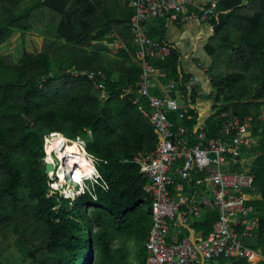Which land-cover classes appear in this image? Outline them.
<instances>
[{"label": "trees", "instance_id": "1", "mask_svg": "<svg viewBox=\"0 0 264 264\" xmlns=\"http://www.w3.org/2000/svg\"><path fill=\"white\" fill-rule=\"evenodd\" d=\"M219 1V20L211 23L214 35L206 47L217 113L207 131L211 139L225 127L223 112L258 119L264 110V0ZM86 2L93 5L92 0H0V48L17 33L46 37L41 53H25L18 63L0 58V233L14 241L24 264L146 263L152 227L147 202H152L145 188L150 181L133 161L153 152L158 139L133 103L135 94L124 96V89H134L140 78L136 57L119 70L107 68L94 51L102 35H94L98 22L83 11ZM127 26L131 37L130 21ZM180 60L173 49L168 59L152 65L166 74L164 84L174 80L183 90ZM97 71L105 74L104 81L85 74ZM175 124L192 130L195 112ZM51 133L86 141V152L107 186L94 187L96 200L90 193L74 200L50 194L43 148L44 136ZM254 137L258 142L243 156L250 158L256 189L245 193V202L254 208L259 227L257 238L244 243L264 252L261 121ZM204 213L193 229L207 239L219 214Z\"/></svg>", "mask_w": 264, "mask_h": 264}, {"label": "built area", "instance_id": "2", "mask_svg": "<svg viewBox=\"0 0 264 264\" xmlns=\"http://www.w3.org/2000/svg\"><path fill=\"white\" fill-rule=\"evenodd\" d=\"M219 2L131 0L134 15L130 20V33L141 74L134 89H124V96L135 94L133 103L149 121L158 139L153 152L139 154L133 161L150 181L145 192L152 202V227L145 244V264H223V260L231 264L240 261L264 264V252L244 243L257 238L259 217L245 202V193L254 192L256 187L250 158L243 156L245 149H252L258 142L254 129L259 121L264 123V110L258 119L231 117L223 112L225 127L217 138L211 139L206 131L189 130L175 124V120L181 121L187 118L190 110L194 111L177 100L182 96L177 81L166 83L161 95L152 93L154 79L166 77L152 61L168 59L173 48L151 39L145 31L146 24L156 20L179 24L218 22ZM85 74L92 80L105 79L102 71ZM77 75L75 72L74 76ZM97 87L102 89L104 97L102 83ZM60 137L64 151L75 145L79 154L85 155L91 175L75 178L73 168L54 152L49 154L48 149ZM86 148V141L80 137L70 140L58 133L44 136V164L53 166L52 172L47 174L51 195L74 200L90 193L96 200L95 186L107 190ZM227 165L230 168L224 169ZM206 209L219 214L209 237L199 240L194 234L193 241L191 237L182 238V228H191ZM171 228L177 230L173 238H170Z\"/></svg>", "mask_w": 264, "mask_h": 264}, {"label": "crops", "instance_id": "3", "mask_svg": "<svg viewBox=\"0 0 264 264\" xmlns=\"http://www.w3.org/2000/svg\"><path fill=\"white\" fill-rule=\"evenodd\" d=\"M92 3L93 5L91 3L89 5L86 2L83 11L88 15L93 14L97 19L98 25L95 26L99 30L94 35H102L94 41V51L101 55L107 68L111 69L113 66L114 71L119 70L122 63L135 62L136 48L132 44L127 26L134 15L131 0H92ZM145 31L151 39L170 45L180 55L179 72L186 83L182 87L184 90L182 96L179 95L177 100L180 104L185 103L184 105L193 108L195 112L193 130L207 132L213 126L212 121L217 114L215 91L209 77L212 60L206 52V47L214 35L211 24H203L201 21L179 24L156 20L147 23ZM53 33L54 30L51 31V37ZM35 34L38 41L35 44V53H41L46 37L39 32ZM163 79L158 77L154 79L153 94H163L165 86ZM181 232L182 238H193L195 234L197 239H204L201 233L193 229V225L191 228H182ZM170 233V238H173L177 230L171 228Z\"/></svg>", "mask_w": 264, "mask_h": 264}, {"label": "rangeland", "instance_id": "4", "mask_svg": "<svg viewBox=\"0 0 264 264\" xmlns=\"http://www.w3.org/2000/svg\"><path fill=\"white\" fill-rule=\"evenodd\" d=\"M38 43L36 40L35 31L29 33H17L13 38L2 48H0V58H13L15 63L20 61L25 53L33 54L36 52L35 44ZM95 163V162H94ZM227 165L224 169H229ZM152 204V203H151ZM147 202V208L151 205ZM174 232H172L173 234ZM171 234V233H170ZM14 241L11 242L3 233H0V251H4L2 258L3 264H24L22 256L16 247L13 246ZM134 264L138 262L132 259ZM223 264H231L230 261H222Z\"/></svg>", "mask_w": 264, "mask_h": 264}, {"label": "bare ground", "instance_id": "5", "mask_svg": "<svg viewBox=\"0 0 264 264\" xmlns=\"http://www.w3.org/2000/svg\"><path fill=\"white\" fill-rule=\"evenodd\" d=\"M61 139L62 137L50 146L48 149L49 154L54 152L63 163L68 165L69 168H73L75 178L91 175V169L85 161V155L79 154L78 148L75 145H72L64 151L63 140ZM60 176L63 177L62 173Z\"/></svg>", "mask_w": 264, "mask_h": 264}, {"label": "water", "instance_id": "6", "mask_svg": "<svg viewBox=\"0 0 264 264\" xmlns=\"http://www.w3.org/2000/svg\"><path fill=\"white\" fill-rule=\"evenodd\" d=\"M249 136H252V133L249 134ZM52 170H53V166H51V165H46V167H45V173H46V174H48L49 172H52ZM192 241H193V238H192Z\"/></svg>", "mask_w": 264, "mask_h": 264}, {"label": "clouds", "instance_id": "7", "mask_svg": "<svg viewBox=\"0 0 264 264\" xmlns=\"http://www.w3.org/2000/svg\"><path fill=\"white\" fill-rule=\"evenodd\" d=\"M68 200H70V199H68Z\"/></svg>", "mask_w": 264, "mask_h": 264}]
</instances>
